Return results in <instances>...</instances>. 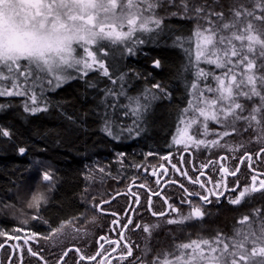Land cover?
I'll use <instances>...</instances> for the list:
<instances>
[{"label": "trees", "instance_id": "trees-1", "mask_svg": "<svg viewBox=\"0 0 264 264\" xmlns=\"http://www.w3.org/2000/svg\"><path fill=\"white\" fill-rule=\"evenodd\" d=\"M208 2L211 4L212 0ZM234 3L253 7L249 0H219L214 7L216 11H224L225 19H228L229 6ZM179 4L180 0L173 5L164 0L165 6L156 10L163 17L160 29L134 34L132 40L143 41L135 45V55H129L126 50L131 41L113 44L104 40L97 44L101 49L97 52L99 60L107 67L111 79L104 76L99 67H94L96 70L88 71L83 78L76 72L71 73L76 78L59 88L45 84L41 92L40 87H35L32 92L40 91L36 104L47 105L46 111L35 114L24 111L25 103L33 106L27 95L0 97V105L4 106L0 110V128L10 132L9 137L0 136V233H7L0 235V244L9 236H15L17 228L40 238L48 237L52 229L67 221L71 223L65 227L87 228L95 217L93 205L107 200L118 184L127 183L140 173L145 167L143 161H161L173 150V140L183 125L181 119L187 120L193 115L189 112L185 116L182 110L193 100L190 84L196 81L197 66L216 75L223 71L204 62V56L197 62L195 29L204 21L172 15L182 11ZM177 37L181 38L183 48L176 46ZM203 47L201 42V49ZM207 55L209 53H205ZM154 60L160 61L159 68L153 66ZM90 83L95 87H89ZM157 84L159 89L154 87ZM199 84L201 88L205 85L214 87L215 81L211 76L202 77ZM121 89L126 95H120ZM109 90L112 95H107ZM165 93L170 94V98ZM145 94L149 95L148 100L143 99ZM205 95L215 96V93L205 92ZM151 96L156 98L151 99ZM129 97H141V103L148 104L139 119L125 107ZM110 104L115 107H109ZM106 119L112 122L113 131L119 130L117 126L131 127L134 131L132 134L123 131L119 140H114L103 131ZM239 137L249 135L243 133ZM21 147L26 149L22 155L18 151ZM261 148L249 153H256ZM244 154L226 156L242 157ZM218 156L199 155L202 158ZM44 171L51 172L54 188L48 194L47 203L40 207L39 216L43 219H32L37 212L27 205L37 188L46 192L48 184L40 178ZM247 173L246 170L241 174L242 185L246 184ZM257 209L261 210L259 217L254 215ZM245 215L249 221L238 225L237 221ZM261 220H264V191L244 198L239 205L226 203L217 207L204 223L185 228L183 236L174 238L173 243L167 238L177 231L154 237L149 259H144L151 261L157 252L161 255L165 250L171 252L177 242L211 238L217 233L230 238L236 227L246 229L251 226L252 230L258 231ZM183 237L189 239L181 241Z\"/></svg>", "mask_w": 264, "mask_h": 264}, {"label": "snow or ice", "instance_id": "snow-or-ice-1", "mask_svg": "<svg viewBox=\"0 0 264 264\" xmlns=\"http://www.w3.org/2000/svg\"><path fill=\"white\" fill-rule=\"evenodd\" d=\"M175 2L176 0H167L168 5H173ZM249 2L253 5L252 8L237 3L230 5L228 19H225L224 11H216L214 7L219 4V0H212L211 4L208 0H180L179 8L182 11L171 13L174 16L180 15L181 18L204 21L203 25L198 23L195 29L196 60L199 62L201 56H204V62L214 64L216 68L223 70L220 75H216L197 66L196 81L190 84L193 100L189 101L188 108L182 110L185 116L189 112L193 115L187 120L181 119L180 123L184 124V128L178 130L175 143L197 149L201 146L229 149L227 141L221 144V140L229 136L242 135L249 130L255 133L258 141L264 142V0H249ZM164 6V0H6V3L0 6V96L27 95L33 106L25 103L24 111L35 114L46 111L47 105L38 106L36 94L31 90L40 87L43 92L45 84L51 85L52 88H59L63 83L76 78L69 73V69H76L80 73V78H83L87 75L88 69L99 65L102 74L111 79L103 61L97 59V52L101 49L97 48L93 51L92 46L104 40L113 44L131 41L127 44L126 50L129 55H135V45L143 41L131 38L136 32L151 33L160 29L163 17L158 15L156 10ZM213 17L216 19L214 20ZM225 32L228 34L224 35ZM180 41L181 38L177 37L176 46L183 48V43ZM201 42L203 49H201ZM74 45L79 46L87 58L83 55L77 56ZM209 46H212L210 51ZM205 53L209 55L205 56ZM153 66L159 68L160 61L154 60ZM208 76L215 81V86L205 85L201 88L200 79L202 77L206 79ZM4 81H10V83L4 84ZM115 82L113 80V83ZM88 86L95 87L91 83ZM154 87L159 89L160 85L157 84ZM205 92L215 93V96H206ZM107 95H112L110 90ZM120 95H126L123 89ZM165 95L170 98V94L165 93ZM155 98L151 96V99ZM143 99L148 100L149 95L145 94ZM254 99L258 100V103L251 107H247L243 102ZM128 100L129 103L125 107L139 119L147 110L148 104H142L141 97H129ZM3 107L0 105V110ZM109 107H115V104H110ZM209 122L219 125L220 130L210 133ZM192 125H199L198 133H189ZM117 127L119 130L113 131L112 122L106 119L103 131L114 140H119L123 131L129 134L134 131L131 127L127 129ZM209 134L218 138L212 140L197 138L198 135L206 137ZM0 136L9 137L10 132L0 128ZM241 147H243L242 144L234 145L230 150L236 151ZM18 151L22 155L26 149L21 147ZM261 152L264 153V149H261ZM120 155L123 156V154ZM246 158L252 159L250 154ZM221 159H227V157H221ZM222 170L228 175H236L239 168L229 172L227 167L222 166ZM100 171L104 170L100 169ZM184 175L187 173L185 172ZM40 178L42 182H48V191H51L54 187L51 172H41ZM192 182L200 183L198 178ZM201 187L204 185L201 184ZM216 187L218 188L219 185ZM184 191L188 196H198L202 201L211 202L209 194L201 195L197 192H188L187 189ZM261 191H264V179L253 175L250 186H245L238 196L229 202L239 205L246 195ZM210 194L218 196V193ZM47 200L46 192L38 188L33 192L27 205L28 208L35 209L37 212L32 219H43L39 216V210L42 204L47 203ZM138 201L137 197V203ZM109 202L104 201V203ZM181 203L191 204L192 202L182 200ZM93 206L102 208V205ZM150 206L151 200H149V208ZM168 207L176 213L175 218H169L166 221L168 224H183L188 220L204 217V212L195 205L187 216L172 205ZM260 211L255 210L254 215L259 217ZM152 215L166 216L167 213L152 212ZM249 219L245 215L237 221V224H244ZM23 222L27 223V221ZM69 223L71 221L52 229L46 239L57 237L54 243H60L57 234L66 235L63 228ZM129 225L133 227V230L147 233L146 241L150 239L152 230L156 227V225L150 227L146 224H134L131 216L122 228L127 230ZM75 230L80 231V229ZM15 231L20 232L22 229L17 228ZM0 235H7V233H0ZM31 236L35 237L36 234L32 233ZM8 238L13 239L12 236ZM108 242L114 246H119L120 243L117 240ZM24 243L27 244L28 240L25 239ZM100 247L103 250V245ZM124 248L122 255L125 258L133 255L131 244L125 242ZM27 251L43 261V264H51L31 247H28ZM72 251V248H64L57 256L56 264H64V257ZM75 251L80 250L75 249ZM150 251L151 248L146 243L144 256L146 257ZM99 255L98 251L87 259L95 260ZM79 259L84 260L86 257L80 255ZM138 260L139 264H264V220H261L258 231L252 230L251 226L246 229L236 227L230 238L226 239L222 233H217L211 238L174 243L171 252L165 250L163 255L157 252L151 261H146L143 257Z\"/></svg>", "mask_w": 264, "mask_h": 264}, {"label": "flooded vegetation", "instance_id": "flooded-vegetation-1", "mask_svg": "<svg viewBox=\"0 0 264 264\" xmlns=\"http://www.w3.org/2000/svg\"><path fill=\"white\" fill-rule=\"evenodd\" d=\"M261 149L256 153H245L242 157L231 158L226 155L202 158L197 157L196 152L191 150L173 149L167 154V159L164 161H143L145 167L141 169L140 173L127 183L118 184L117 189L111 192L109 198L105 200L110 201L109 203L101 201L97 205H102V208L92 207L95 217L90 223L92 225L88 226L93 228L92 230H83L84 234H73L71 239H62L63 246L57 248L58 253L55 254L52 253L55 250L54 247L48 248L42 241L35 240L23 232L17 236L20 239H8L0 244V248L4 247L0 253V264H43V261L38 257L28 253V247H31L34 252H38L51 264H56L57 256L64 248L73 249L67 257H64V264H139L138 258L145 257L142 250L148 241L145 239L148 235L142 231L133 230L131 225L128 226L127 230H124L122 225L129 216L133 219L134 224H146L150 227L156 225V231H152L155 234H151L153 239L158 235L176 232L177 229H185L193 222L196 224L204 223L217 207L230 203L231 199L238 196L244 187L240 179L244 171L247 170L248 172L246 183L251 184L253 175H257L259 179H264V175H260L264 174V154L258 157ZM248 154L251 155V160L246 158ZM221 157H227V159L222 160ZM222 166L227 167L229 172L236 168H239V171L236 175L226 173L224 175ZM185 172L187 175H184ZM197 178L200 183L192 182ZM220 178H222V184L219 181ZM201 184L204 187H201ZM217 185H219L218 188ZM185 189L188 192H197L201 195L209 194L211 202L202 201L198 196H188L184 191ZM155 193H159V195H155ZM210 193H218V196ZM137 197L139 198L138 203ZM149 200H151L150 208ZM182 200H189L192 203H181ZM169 205L179 209V212L185 216L195 205L201 208L204 217L203 219L194 218L183 224H166L169 218L176 217V213L168 207ZM162 211L166 212L167 215H152V212L159 213ZM22 234L24 235L22 236ZM102 237L104 239H101ZM25 239L28 240L27 244L24 243ZM109 240L119 241V246H114L108 242ZM125 242L131 244L133 248V255L126 258L122 255V252L125 251ZM101 245H103V250H101ZM75 249L80 251L76 252ZM98 251L100 255L95 260L87 259ZM80 255L85 256L86 259L80 260Z\"/></svg>", "mask_w": 264, "mask_h": 264}, {"label": "rangeland", "instance_id": "rangeland-1", "mask_svg": "<svg viewBox=\"0 0 264 264\" xmlns=\"http://www.w3.org/2000/svg\"><path fill=\"white\" fill-rule=\"evenodd\" d=\"M6 3V0H0V6H2L3 4H5ZM97 44L96 45H93L92 46V50L93 51H96V49H97ZM74 47L76 48V55L77 56H81V55H83L85 58H87L86 57V54L85 53H82V50H81V48L79 47V46H77V45H74ZM97 59L99 60V55H98V53H97ZM94 67H99V65H94L93 66V68H91V69H88L87 70V72L88 71H90V70H92V69H95L96 70V68H94ZM73 72H76V73H78V74H80L76 69H69V73L71 74V73H73ZM8 82H10V81H4L3 83L4 84H8ZM40 93V91H37L35 94H36V97H38V95H40L39 94ZM0 97H7V98H14V97H17V96H11V97H9V96H0ZM244 102H247L248 103V105L249 106H247V107H251L253 104H255V103H258V100H256V99H254V100H252V101H244ZM255 102V103H254ZM193 114V113H192ZM201 120L203 119V118H200ZM184 128V124L182 125V127L180 128V129H183ZM198 129H199V125H192L191 127H190V129H189V133L190 134H194V133H198ZM208 129H209V132L210 133H212L213 131H219V129H220V127H219V125H217V124H214V123H212V122H209L208 123ZM246 133H248V135H249V137H251V139H249V137H244V138H242V137H239V135H236V136H229V137H226V138H224V140H221V144H223L224 142H225V140L227 141V143H228V145L230 146L229 147V149H224V148H219V147H209V148H204L203 146H201L199 149H197L196 147H193V146H188V147H185V145L184 144H177V143H175L174 142V140L176 139V138H178V136H177V134H178V132L176 133V136H175V138H174V140H173V145H172V147H173V149H175V150H180V151H182V150H191V151H194V152H196V154H197V157H199V155H202L203 153L204 154H208V155H215V154H219V155H235V154H240L241 152H245V153H249V151H252V150H256V148H259V147H264V142H261V141H258L257 139H256V137H255V133H253L252 131H248V132H246ZM197 138H200V139H207V140H212V139H217L218 137H216L215 135H213V134H209L208 136H203V135H198V137ZM240 144H242L243 145V147H241V148H239L238 150H236V151H231L230 150V148H231V146H234V145H240ZM165 160V158H162V161H164ZM219 181L221 182V184H222V178H220L219 179ZM47 184H48V182H46ZM245 186H250V183L248 182V183H246L245 185H244V187ZM243 187V188H244ZM54 188V187H53ZM53 188H52V190H53ZM52 190L51 191H48V188L47 189H45V191H46V193H47V195L48 194H50V193H52ZM41 191V190H40ZM253 195V193H251L250 195H246L244 198L245 199H248L249 197H251ZM48 201V200H47ZM45 205V204H44ZM190 222V221H189ZM191 223V222H190ZM166 224H168V223H166ZM196 223H194L193 222V224H190V226H188L189 228L190 227H193V225H195ZM170 225H172V224H170ZM158 227V226H157ZM75 229H80V231H76ZM92 230V228H89L88 227V229L87 228H82V227H79V226H68V227H65V228H63V232L66 234V235H60L59 233L57 234V236H58V238H59V241H60V243H54V241L57 239V237H53L52 239H46V238H40L39 236H35V237H32V236H30V237H32V238H35V240H40V241H42V243L43 244H45L48 248H51V247H54L55 248V250L57 249V248H59V247H62L63 246V240L62 239H67V238H69V239H71V237L73 236V234H84V231L83 230H88V231H90V230ZM156 229L157 228H155L154 230L156 231ZM184 229V228H183ZM183 229H181V230H178L177 231V233H173V234H169L170 236L167 238L168 240H169V242L170 243H173V239L175 238V240H177L178 238H180V237H182L183 235V232H186L185 231V229L183 230ZM194 229V228H193ZM153 231V230H152ZM21 233H23V231H20V232H17L16 234H15V236H13V239H15V237H17V236H20V234ZM26 233V232H25ZM152 233H154V232H152ZM87 235L89 234V233H86ZM155 234V233H154ZM168 234V233H167ZM166 234V235H167ZM24 234H22V236H23ZM26 235H28V233H26ZM146 235H148V234H146ZM184 238V237H183ZM189 239V237H186V238H184V240L182 239L181 241H185V240H188ZM153 241H154V239H153V237H150V239L146 242L149 246H150V244H152L153 243ZM177 242V241H176ZM178 243V242H177ZM148 257V259H149V254L146 256V258ZM148 259L146 260V261H148Z\"/></svg>", "mask_w": 264, "mask_h": 264}, {"label": "water", "instance_id": "water-1", "mask_svg": "<svg viewBox=\"0 0 264 264\" xmlns=\"http://www.w3.org/2000/svg\"><path fill=\"white\" fill-rule=\"evenodd\" d=\"M264 153H262L261 151L259 152V154H258V157H261L262 155H263ZM224 173V172H223ZM224 175H225V173H224ZM255 193H258V192H255ZM4 247H1L0 248V253H1V250L3 249Z\"/></svg>", "mask_w": 264, "mask_h": 264}]
</instances>
